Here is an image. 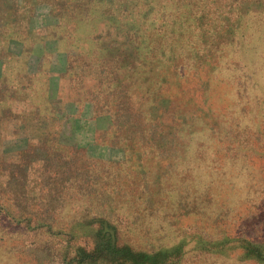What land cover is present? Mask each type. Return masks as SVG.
Returning <instances> with one entry per match:
<instances>
[{
	"label": "rangeland",
	"instance_id": "1",
	"mask_svg": "<svg viewBox=\"0 0 264 264\" xmlns=\"http://www.w3.org/2000/svg\"><path fill=\"white\" fill-rule=\"evenodd\" d=\"M0 264H264V0H0Z\"/></svg>",
	"mask_w": 264,
	"mask_h": 264
},
{
	"label": "crops",
	"instance_id": "2",
	"mask_svg": "<svg viewBox=\"0 0 264 264\" xmlns=\"http://www.w3.org/2000/svg\"><path fill=\"white\" fill-rule=\"evenodd\" d=\"M22 9L23 10L25 9L24 5H22ZM35 9L36 8H33L31 10L30 20H31V18L33 19ZM35 14H36V12H35ZM105 16H106V14H104V17ZM12 18H13L12 19V25L14 26V29H17V30L22 29V27H20V23H21L22 19H20L19 12L15 13V15L12 16ZM29 25H30V23H29ZM29 27L34 32L42 29V27H33L32 23H31V26H29ZM106 27H107V25H105L104 27H102L101 29H98L96 31L97 38L101 39L103 41L104 45H105V43L110 44L114 50H117V51L124 50V51H128L129 53H131L132 41H131V38L129 37V34L132 37L131 30L129 28H127V30H126V29H123L119 26L108 28V29ZM127 31L129 32V34ZM120 37H124V39L121 40ZM133 37L136 39H139L138 33L136 32V34L133 35ZM136 55L137 54H135V56Z\"/></svg>",
	"mask_w": 264,
	"mask_h": 264
}]
</instances>
